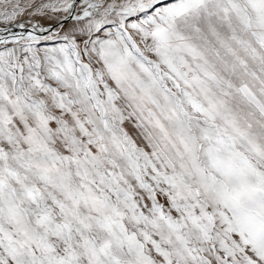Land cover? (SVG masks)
<instances>
[{"label":"snow or ice","instance_id":"obj_1","mask_svg":"<svg viewBox=\"0 0 264 264\" xmlns=\"http://www.w3.org/2000/svg\"><path fill=\"white\" fill-rule=\"evenodd\" d=\"M0 264H264V0H0Z\"/></svg>","mask_w":264,"mask_h":264}]
</instances>
